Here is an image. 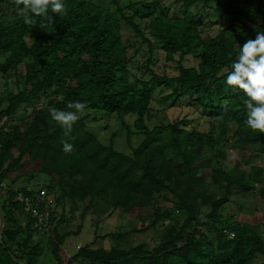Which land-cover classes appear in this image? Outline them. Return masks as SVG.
<instances>
[{"label": "trees", "instance_id": "16d2710c", "mask_svg": "<svg viewBox=\"0 0 264 264\" xmlns=\"http://www.w3.org/2000/svg\"><path fill=\"white\" fill-rule=\"evenodd\" d=\"M123 1L64 0L66 14L49 11L51 23L34 16L27 23L20 0H0V75L20 77L15 91L0 95V105L7 103L0 110V264H44L41 256L49 257L48 264H264L261 223L234 221L221 211L234 191L249 195L257 183L263 184L259 195L264 197V147L255 149L264 143V133L248 128L245 95L225 83L240 46L264 31V0H176L174 6ZM199 4L224 24L208 41L190 10ZM139 19H146L148 36ZM123 24L134 30L136 40L122 32ZM25 36L32 37L30 45ZM142 44L148 58L144 72L136 75L130 63ZM158 49L176 62L177 74L159 75L149 68ZM186 55L198 60L196 66H183ZM19 66L23 71L17 74ZM159 86L173 89L156 101L185 100L207 117L210 129L185 128L187 117L153 124L152 93ZM76 101L86 107L65 135L49 109L75 111L67 105ZM98 113L116 115L126 140L134 135L138 145L130 153L118 150L115 134L109 144L101 142L88 129ZM126 116L133 119L128 122ZM64 143L73 146L71 152L63 150ZM224 145L250 147L262 160L253 159L248 169H226ZM204 169L209 176L202 175ZM27 174L48 179L38 190L15 188ZM42 188L57 194L60 203L85 202L82 216L89 208L127 215L119 227L130 229L111 232L115 244L108 248L86 244L64 259L61 245L72 234L58 231L64 217L54 220L49 204H40L49 213V228L38 231L36 218L16 199L22 193L33 200ZM144 207L152 208L149 215L142 214ZM145 221L147 226L137 227ZM148 227L162 229L159 241L151 249L131 246L132 238L125 235Z\"/></svg>", "mask_w": 264, "mask_h": 264}, {"label": "rangeland", "instance_id": "374dc122", "mask_svg": "<svg viewBox=\"0 0 264 264\" xmlns=\"http://www.w3.org/2000/svg\"><path fill=\"white\" fill-rule=\"evenodd\" d=\"M137 1V0H132ZM150 1V0H148ZM176 0H160L162 4H173L174 6ZM127 0L123 1V4L127 3ZM108 3V2H107ZM106 3V4H107ZM176 5V4H175ZM115 9L114 6H111ZM194 11L196 18L195 21L202 23L203 31L201 36L204 41L210 40L214 37L224 24L217 21L216 16L212 15L213 10L210 8L203 9L201 5H195L190 8ZM127 11V10H126ZM146 19H139L140 28L144 29L145 34L148 36V28H146ZM211 21L213 24H209ZM122 32L125 35L131 36L132 40H136L134 30L128 25H122ZM27 43L30 45L32 43L31 36H25ZM138 45V42H136ZM128 54L131 55L133 52V47L128 49ZM146 44H142L141 49L138 51L130 63V70L136 75H141L144 72V63L148 58L146 53ZM175 60L178 59V55H174ZM198 60L191 55H186L182 61L183 66H196ZM176 62L172 60H167L165 58V53L163 50H155L153 53V59L149 68L158 73L159 75L166 74L167 76H174L177 74ZM18 73L23 71V67H18ZM20 77L18 75L9 77L8 79L0 75V95L6 90H16V81H19ZM6 82V84H5ZM172 87L169 86H159L152 93V103L153 116L151 122L158 123L162 122L167 124L168 122L176 119H181L187 117L189 119L188 124L183 125L185 128H197L201 131H206L210 126L207 122V117L203 116L200 111L195 110V108L188 106L185 100H178L177 103L170 105L171 101L166 103H159L156 101L158 97L164 96L172 92ZM42 99V98H41ZM42 103L40 100L39 104ZM7 106L6 102L0 105V110ZM30 112L31 108L28 109ZM97 120H90L88 122V129L94 133L98 139L106 144L110 143L112 134L113 143L115 148L118 150L130 153L134 147L138 145L139 138L136 136L131 137V142L126 140V132L124 129L120 128V119L116 115H106L98 113L96 115ZM133 118L126 116L125 120L130 122ZM10 120L6 121L8 125ZM2 125V123H0ZM264 147V143H257L255 149L259 150ZM225 153V158L221 161L224 168H231L236 166L240 169H248L252 161L261 162L262 155H256V150L250 147L244 148H233L230 145H224L222 149ZM257 156V157H255ZM254 159V160H253ZM203 176H209L207 169L201 171ZM31 174L25 175L24 178H19L14 187L17 189L26 190H38L43 187L47 181V177L43 174H38L34 178H29ZM208 183V181H207ZM263 184L257 183L254 188L249 192V195H235V191L229 196V202L224 204L221 208L222 213L231 214L234 221L238 222H250L253 224L262 225V231L264 232V197L259 195V190ZM212 190L210 186L209 190ZM215 193L220 194V190L217 187L213 188ZM57 194L50 193L47 197L46 203H48V211L54 212L52 218L54 220H59L60 217H64V221L58 228L59 232L69 231L72 234L65 238L61 245L60 255L62 258H68L72 256L78 248L83 247L88 244L90 248L98 247H110L115 244V240L110 236L111 232L124 233L130 229L127 225L123 230L120 229L123 223H127V215L121 216L118 211H114L112 214L102 213L95 211L94 208H89L85 214L82 216L83 207L85 202L78 203L77 206H73L70 202L60 203L56 201ZM64 207V211H63ZM206 208V207H205ZM207 209V208H206ZM143 215H149L152 211L151 207H144L142 210ZM21 214L19 213V216ZM49 213L46 212L47 220ZM24 224V220L21 221ZM45 224V223H44ZM149 221H145L143 224L137 223V227L142 228L147 226ZM47 227L49 223L46 221ZM43 226V225H42ZM46 227V228H47ZM38 231H41L38 229ZM162 233V229L159 227H148L146 230L140 233H132L130 235H125L128 238H132L131 246H136L139 244H144L146 248L151 249L158 241ZM38 240L37 237H35ZM40 261L44 264H48L49 257L41 256ZM75 264H78L75 262Z\"/></svg>", "mask_w": 264, "mask_h": 264}, {"label": "clouds", "instance_id": "9594fccd", "mask_svg": "<svg viewBox=\"0 0 264 264\" xmlns=\"http://www.w3.org/2000/svg\"><path fill=\"white\" fill-rule=\"evenodd\" d=\"M23 8L20 15L27 23L34 21L30 17H47L49 23L52 17L49 11L54 14H66L64 0H20ZM41 28L47 27L45 24ZM226 85L242 90L246 99L243 104L247 109V119L245 123L248 128L264 133V31L257 32L254 39L246 40L240 46L238 57L231 64V70L227 73ZM67 107L75 111H63L50 108L52 118L65 130L68 135L75 122L84 112L85 104L80 101L70 102ZM72 145L64 143L65 152L72 151Z\"/></svg>", "mask_w": 264, "mask_h": 264}, {"label": "built area", "instance_id": "2783aa9c", "mask_svg": "<svg viewBox=\"0 0 264 264\" xmlns=\"http://www.w3.org/2000/svg\"><path fill=\"white\" fill-rule=\"evenodd\" d=\"M47 197L48 194L44 188H42L34 196L33 200L29 198L28 195L22 193H18L16 196V199L25 205V210L31 211L32 217L36 218V220L34 221L35 226L41 231L47 230L49 228L46 225V221L49 223L46 217V212L43 213V211H41L40 209V204L46 203ZM229 236H231V233H229Z\"/></svg>", "mask_w": 264, "mask_h": 264}, {"label": "water", "instance_id": "95a60500", "mask_svg": "<svg viewBox=\"0 0 264 264\" xmlns=\"http://www.w3.org/2000/svg\"><path fill=\"white\" fill-rule=\"evenodd\" d=\"M0 215H1V212H0ZM2 226H3V218L0 217V230H1Z\"/></svg>", "mask_w": 264, "mask_h": 264}]
</instances>
